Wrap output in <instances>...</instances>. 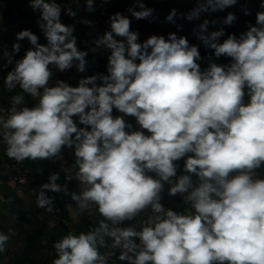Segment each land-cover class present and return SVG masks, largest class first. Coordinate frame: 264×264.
<instances>
[{
	"label": "clouds",
	"instance_id": "clouds-1",
	"mask_svg": "<svg viewBox=\"0 0 264 264\" xmlns=\"http://www.w3.org/2000/svg\"><path fill=\"white\" fill-rule=\"evenodd\" d=\"M137 2L139 11L128 9L135 19L152 16V8ZM236 3L197 0L181 15L198 20ZM29 6L40 11L37 23L47 43L28 29L16 34L32 47L4 78L9 91L21 90L11 97L7 118L0 116L5 154L22 162L60 159L65 148L73 150L75 176L84 188L71 199L80 211L95 206L103 217L88 232H69L56 241L53 264H107L112 256L127 264H264V178L257 171L264 169V11L246 32L223 42V27L208 32L216 21L199 24L194 34L205 48L230 58L223 65L209 59L205 69L198 46L187 37L171 32L139 42L131 20L116 12L110 30L94 41L110 51L107 74L84 76L71 86L59 79L51 83L53 69L84 73L88 52L78 49L74 26L61 23L56 0H29ZM86 8L94 12V0H86ZM177 15L172 9L166 19L175 24ZM235 19L229 12L222 23ZM20 48L17 42L11 53L3 51V67ZM24 94L38 103L18 107ZM63 170L71 180L69 169ZM59 178L53 173L41 186L38 207L53 210L48 191L69 194ZM166 184L169 196L180 195L189 206L185 211L161 203ZM149 208L153 215L140 230L120 226ZM108 239L118 256L101 254ZM8 240L0 232V253Z\"/></svg>",
	"mask_w": 264,
	"mask_h": 264
},
{
	"label": "crops",
	"instance_id": "crops-1",
	"mask_svg": "<svg viewBox=\"0 0 264 264\" xmlns=\"http://www.w3.org/2000/svg\"><path fill=\"white\" fill-rule=\"evenodd\" d=\"M71 1L74 3L75 12L77 14L73 19L66 18V23L64 24L74 26L73 35L76 37L78 49L88 52L85 58L86 60L92 54L93 42L102 36L105 31L110 30V15L120 12L131 20V31L138 33L147 32L156 26L153 16L159 4L168 2L174 6L179 5L178 15L174 19L176 25H181L180 28H177V26L170 28V33L175 32L178 36H185L187 39L192 40L194 44L198 46L199 51L205 54V68L208 67L209 59H211V62L218 65L229 63L230 58L224 56L219 58L215 57L213 50L206 49L203 43L194 34V30L198 31V25L205 19L210 22H217L215 24L209 23L208 32L214 31V28L219 27V25L221 26L220 20L222 14L220 11H216L220 14V18H218L215 12L202 13L198 20L189 21L182 18L181 14H187L196 7L197 0H142L145 7L153 9V13L152 16L147 19L141 20L135 19L132 13L128 11L129 8L135 11L140 10L137 0H110L108 4L99 3L94 0V12L87 11L86 0ZM260 2L261 0H237V3L234 5V11L240 16L242 13H245V8L248 9L249 14H247L246 17L250 20L252 25H255L256 13L258 11H264V9L260 8ZM0 17H2V20H0V57H2L4 50L11 53L14 43L18 42L21 45L19 53L14 55V62L9 64L6 68L3 67L6 60L0 58V102L9 110L11 107V97L19 94L21 90L17 87L13 91H9L4 86V78L7 73L15 67V60L21 59L26 51L32 47L27 39L17 41L16 34L23 29H28L39 37L40 43H47V41L37 23V21L40 20V11L33 10L29 6V0H0ZM85 20H91L93 23L90 25L85 24L83 23ZM186 30L191 31V34L188 35ZM224 32L225 35L220 37V42H223L229 35V33H226V30H224ZM156 35L161 34L158 31ZM104 68L107 74V62L104 63ZM53 71L54 77L51 83L59 79L71 86L78 85L80 76L75 67L64 72H60L56 69H53ZM37 103L38 98H32L28 94H24V103L18 107H34ZM114 114H117L115 110ZM127 119L129 122L132 121V117H128ZM4 145L2 137H0V232L9 236L5 251L0 253V264H53V260L56 258V250L53 245L56 241L60 240L69 232H74L77 235L80 232H88L93 227L98 226L99 220L103 219V217L96 211L95 206H91L89 210L80 211L77 207V202L71 199V193L79 194L84 186L76 179L75 173L78 169L75 167V164L69 162V149L65 148L63 150L61 153L62 158L60 159L53 158L23 161L25 167L32 175H41L48 183L49 176L53 173H58L60 178L57 183L62 186H67L69 193L67 195L63 191L59 193L52 192L56 201L61 205L67 221V225L63 226L53 222L52 219L37 206L30 190L19 186L14 181L13 174L9 170L4 156ZM178 163L180 165V170H182L183 160ZM63 169H69L68 175H71V180L65 179L66 173ZM257 171L258 175L264 178V169ZM161 196V203L164 204L165 208L183 212L189 207L183 204L180 195L175 197L168 195L167 184ZM13 200L21 201L26 207L29 212L28 222L19 220L4 208V203ZM177 205H179V207H177ZM69 206H71V210ZM139 216L134 220L125 221L123 223L124 226H131L137 229ZM100 252L103 255L102 247L100 248ZM107 264L110 263L107 261Z\"/></svg>",
	"mask_w": 264,
	"mask_h": 264
},
{
	"label": "built area",
	"instance_id": "built-area-1",
	"mask_svg": "<svg viewBox=\"0 0 264 264\" xmlns=\"http://www.w3.org/2000/svg\"><path fill=\"white\" fill-rule=\"evenodd\" d=\"M99 3L108 4L110 0H107V2H104V0H96ZM56 2L59 5H63V11L66 16V18L73 19L74 17H71L67 14V10L71 9L72 11H75L74 3L71 0H56ZM222 14V18L220 20L219 27H215L214 31L218 30L219 28L223 27L224 30H226V33L229 34H235L237 37L240 36L242 32H246V30L242 26L241 17L237 12L234 11V6L228 7L223 11H220ZM231 12L235 14V21L231 25H224L222 23L223 19L226 17V15ZM158 30L156 28L150 29L147 32H140L139 33V42L145 41L149 36L156 35ZM96 49L95 52L92 51V54L87 58V69L86 72L80 73L78 72L80 78L84 76H90L97 73H103L106 74L104 63L107 62V58L110 55V51L100 47L97 48L95 43L92 44V49ZM201 54V53H200ZM230 62V60H229ZM13 69V68H12ZM11 69V70H12ZM10 70V71H11ZM0 109H3V111H0V116L7 118L8 110L6 107L0 102ZM3 140V138H2ZM6 145H4V156L8 165L9 170L13 174L14 181L21 187H24L28 190H30L34 196L35 202H36V193L40 190L41 186L44 183H47V181L43 178V176H34L32 175L28 169L25 167L24 162H17L14 159H9L5 154ZM48 196L52 197L54 200L53 203V210L51 212L46 211L45 208H41L49 217L52 219L53 222L59 225H67V221L63 212V209L61 205L56 201V198L54 194L50 191L46 193ZM151 209L146 210L142 215L139 216V219L137 221V225L141 228L145 222L149 219L150 216H152ZM121 227H125L124 224L120 225ZM108 247L104 248L102 247V253L103 255H106L108 252H115L116 255H119V249H112L111 248V240H107ZM108 262L110 264H123L127 263V261L121 262L116 260L115 256L109 257Z\"/></svg>",
	"mask_w": 264,
	"mask_h": 264
},
{
	"label": "water",
	"instance_id": "water-1",
	"mask_svg": "<svg viewBox=\"0 0 264 264\" xmlns=\"http://www.w3.org/2000/svg\"><path fill=\"white\" fill-rule=\"evenodd\" d=\"M61 7V16L60 20L61 23H66V16L63 11V5H60ZM172 9H176L177 13L179 11V5H171L168 2H162L159 4L157 11L154 13V22H155V28L159 31V33L165 37L168 36L170 33V28H174L176 26L172 22L167 21L166 17L169 15ZM218 15V18H220V14L218 12H215ZM241 22L242 26L245 30H248V25L252 24L250 20L246 17L245 13H242L241 15ZM178 36V35H177ZM179 37V36H178ZM133 125L135 124V118L132 117V121H130ZM69 162L72 164H75V156L73 150L69 149ZM4 208L12 215H14L16 218H18L21 221L28 222V215L29 212L26 209V207L22 204L19 200H13L8 201L4 203ZM144 213V212H143ZM142 213V214H143ZM141 214V215H142ZM138 230H140V227H137ZM138 242V241H137Z\"/></svg>",
	"mask_w": 264,
	"mask_h": 264
},
{
	"label": "trees",
	"instance_id": "trees-1",
	"mask_svg": "<svg viewBox=\"0 0 264 264\" xmlns=\"http://www.w3.org/2000/svg\"><path fill=\"white\" fill-rule=\"evenodd\" d=\"M186 32H187L188 35L191 34V31H187V30H186ZM188 41H189V44H191V45H195L194 42H193L192 40L188 39ZM200 53H201V57H202L203 59H202L201 61H199V63L201 64V68L204 69L205 66H206V57H205V54H204L202 51H201Z\"/></svg>",
	"mask_w": 264,
	"mask_h": 264
}]
</instances>
